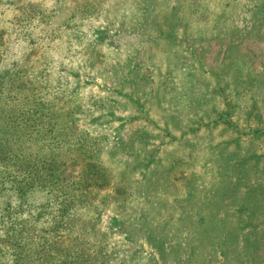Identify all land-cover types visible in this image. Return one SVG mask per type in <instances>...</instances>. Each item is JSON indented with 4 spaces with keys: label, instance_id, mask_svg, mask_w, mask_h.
Instances as JSON below:
<instances>
[{
    "label": "rangeland",
    "instance_id": "1",
    "mask_svg": "<svg viewBox=\"0 0 264 264\" xmlns=\"http://www.w3.org/2000/svg\"><path fill=\"white\" fill-rule=\"evenodd\" d=\"M0 264H264V0H0Z\"/></svg>",
    "mask_w": 264,
    "mask_h": 264
},
{
    "label": "trees",
    "instance_id": "2",
    "mask_svg": "<svg viewBox=\"0 0 264 264\" xmlns=\"http://www.w3.org/2000/svg\"><path fill=\"white\" fill-rule=\"evenodd\" d=\"M129 144H130V143H127V142H126V143L124 144V146H127V145H129ZM32 179H33V178H31L30 180H32ZM27 183H28V181H27ZM28 187H29V186H28ZM17 190H18L19 193L22 192V190L19 189V187H17ZM23 190H25V189H23ZM25 192H26V190H25Z\"/></svg>",
    "mask_w": 264,
    "mask_h": 264
}]
</instances>
